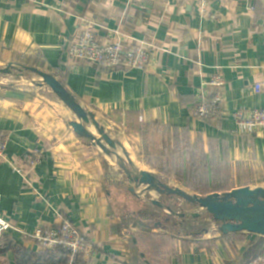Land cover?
I'll return each mask as SVG.
<instances>
[{
    "label": "crops",
    "instance_id": "crops-1",
    "mask_svg": "<svg viewBox=\"0 0 264 264\" xmlns=\"http://www.w3.org/2000/svg\"><path fill=\"white\" fill-rule=\"evenodd\" d=\"M84 21L100 43L142 45L148 69L104 71L70 57L68 43ZM21 65L52 74L97 119L131 134L144 154L139 167L132 162L164 184L202 197L264 188V130L235 118L238 110L264 108V0H0V68ZM217 74L225 79L222 115L202 122L190 107ZM54 104L0 83V140L7 143L0 216L13 226L0 238V264H247L264 248V235L225 233L199 207L179 212L178 202L149 204L151 191L127 187L128 199L110 191L102 151L74 131L65 105ZM35 150L42 157L31 167L24 155ZM139 204L167 220L145 226ZM202 212L214 220L208 227L185 225L188 232L175 238L166 232L171 221H197ZM64 220L90 244L73 261L24 237Z\"/></svg>",
    "mask_w": 264,
    "mask_h": 264
},
{
    "label": "built area",
    "instance_id": "built-area-1",
    "mask_svg": "<svg viewBox=\"0 0 264 264\" xmlns=\"http://www.w3.org/2000/svg\"><path fill=\"white\" fill-rule=\"evenodd\" d=\"M94 28L93 23L83 22L75 38L68 43L67 52L70 57L94 64L104 71L148 69L150 55L142 45L125 47L118 39L100 43L96 39ZM224 86L225 79L222 74L213 76L205 83L200 98L190 107L191 116L206 123L218 120L222 115ZM210 87L215 89L213 95L205 92ZM258 89L260 85L256 88ZM235 118L241 126L251 131L264 130V108L238 110ZM6 148V141L0 140V161L5 160ZM41 157V152L35 150L25 154L24 160L33 167L39 163ZM15 170L21 172L20 169ZM12 228L11 223L0 216V238ZM24 237L35 241L44 250L61 248L70 254L72 261L87 254L90 248L85 234L69 220L62 221L57 227H39L32 234L24 233ZM247 264H264V248Z\"/></svg>",
    "mask_w": 264,
    "mask_h": 264
},
{
    "label": "water",
    "instance_id": "water-1",
    "mask_svg": "<svg viewBox=\"0 0 264 264\" xmlns=\"http://www.w3.org/2000/svg\"><path fill=\"white\" fill-rule=\"evenodd\" d=\"M11 67L0 68V76L14 75L15 73ZM26 71L35 73L44 79L47 86L53 90L62 103L76 116L77 121L72 122L71 127L77 134L92 139L93 143L106 154L110 153V149L104 145L102 140L111 148L117 147L116 141L98 123L95 114L87 111L80 105L55 76L32 66H22L18 74L22 75ZM89 125L95 127L102 140L88 131L87 126ZM126 159L130 168L122 162H120V167L129 180H134L136 183L144 185L149 191H154L161 196L178 197L187 203L198 206L202 211H206L216 221L220 222L221 229L225 233L247 230L264 235V188L251 189L243 187L222 195L197 196L181 188L168 186L153 175H151V178L146 177V172L140 171L129 156L126 155ZM154 204L162 206L159 201H154Z\"/></svg>",
    "mask_w": 264,
    "mask_h": 264
},
{
    "label": "rangeland",
    "instance_id": "rangeland-1",
    "mask_svg": "<svg viewBox=\"0 0 264 264\" xmlns=\"http://www.w3.org/2000/svg\"><path fill=\"white\" fill-rule=\"evenodd\" d=\"M22 69V65L15 67L14 75L12 76H0V83L1 85L9 88H15V89H22L30 92L32 94V97L38 98V99H46L49 103L52 102V104L55 107L54 103H57L61 105V107H64L62 102L58 99L57 95L53 92V90L45 84L41 77L38 76L35 73L32 72H23L22 75L18 74V71ZM51 105V104H50ZM70 111V110H69ZM71 112V111H70ZM72 113V112H71ZM72 119L73 121H77L76 116L72 113ZM96 120L98 123L105 129V131L108 133V135L114 139L117 143L116 148L109 147L105 141L102 140L101 136L99 135L98 131L95 129L93 125L87 126L88 131L92 133L95 137L100 138L104 145L110 149V153L106 154L102 151V154L104 155V165H105V171L107 176V184L110 191L116 192L117 195L121 196L123 199H128L127 195V187H132L134 191L138 192H144V187L136 188V182L133 180H129L124 173L123 169L120 167V162L124 163L125 166L128 168V162L126 159V155L134 159L136 165H140V163L143 161L144 154L142 152V149L137 146V140L134 139V137L129 134L127 131H123L119 127H116L115 125L108 124L104 119L99 117V119ZM72 121V120H71ZM92 139L90 142L92 143ZM93 144V143H92ZM143 156V157H142ZM116 165V166H115ZM145 172V171H144ZM160 199L164 205L173 206L174 203L178 202L180 207H177L179 209V212H194L198 211V206H192L193 208H189V206H186L187 204L183 202V200H179L178 198H163L162 196H159L158 193L151 191V194L147 193L144 194V200L148 201L150 204L151 199L155 198ZM128 203V202H127ZM145 205V204H143ZM176 205V204H175ZM197 207V208H196ZM137 209V208H135ZM177 209V210H178ZM200 219L197 221H194L189 217L187 221L175 219L174 221H171L169 226L166 229V232L170 233L171 238H175L177 236H180L183 234V232L193 231L194 226L199 224L204 227H208V224L212 223L214 220L205 212ZM138 218L140 219V222L144 224L145 226L151 227L156 222L164 223L165 220H167L166 215L162 211H158L155 208H152V206H149V208H144L141 206V204L138 205ZM172 218V217H171ZM177 222L174 224V222ZM183 223V224H182ZM201 223V224H200ZM184 225V226H183ZM188 226V231L186 230V226ZM165 230H159L160 233H162Z\"/></svg>",
    "mask_w": 264,
    "mask_h": 264
},
{
    "label": "bare ground",
    "instance_id": "bare-ground-1",
    "mask_svg": "<svg viewBox=\"0 0 264 264\" xmlns=\"http://www.w3.org/2000/svg\"><path fill=\"white\" fill-rule=\"evenodd\" d=\"M11 69L14 70L15 67H11ZM41 79H42V78H41ZM42 81L46 84V81H45L44 79H42ZM115 166H116V165H115ZM145 175H146V177L151 178V174H150V173H147V172H146ZM135 184H136V188H139V187H142V186H143V187H144L143 190H144L145 192H149V190H148L144 185H141V184H138V183H135Z\"/></svg>",
    "mask_w": 264,
    "mask_h": 264
},
{
    "label": "trees",
    "instance_id": "trees-1",
    "mask_svg": "<svg viewBox=\"0 0 264 264\" xmlns=\"http://www.w3.org/2000/svg\"><path fill=\"white\" fill-rule=\"evenodd\" d=\"M60 249H61V248H60ZM64 252H65V254H67V255H68V257L70 256V254H69L67 251H65V250H64Z\"/></svg>",
    "mask_w": 264,
    "mask_h": 264
}]
</instances>
